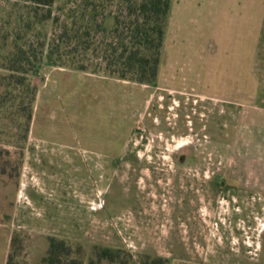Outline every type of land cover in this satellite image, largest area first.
<instances>
[{
  "label": "rangeland",
  "instance_id": "obj_1",
  "mask_svg": "<svg viewBox=\"0 0 264 264\" xmlns=\"http://www.w3.org/2000/svg\"><path fill=\"white\" fill-rule=\"evenodd\" d=\"M254 2L250 18V0H171L156 80L141 84L100 57L122 0H55L43 21L47 8L0 0V81L19 45L37 84L29 123L0 108V264H41L51 236L87 254L264 264L256 80L234 72L250 24L264 28Z\"/></svg>",
  "mask_w": 264,
  "mask_h": 264
},
{
  "label": "trees",
  "instance_id": "obj_2",
  "mask_svg": "<svg viewBox=\"0 0 264 264\" xmlns=\"http://www.w3.org/2000/svg\"><path fill=\"white\" fill-rule=\"evenodd\" d=\"M18 1L32 8L33 17L37 15L38 8H47V13L40 18V21H43L50 19V7L55 0ZM122 2L123 18L115 15L111 29L103 30L111 38L101 46L100 57L105 62V69L109 75L141 84H152L159 70L171 0H122ZM85 33L89 36L88 31ZM25 63H30L29 57L18 45L16 51L9 54V62L5 67L9 72L4 74L3 81H0V108L5 110L14 106L21 113L26 109L25 120L29 123L36 101L37 84L27 78L28 69L25 68ZM75 68L83 70L86 66L80 64ZM41 264L169 263L162 257L148 254H140L135 258L130 251L121 248L96 247L87 254L80 245L74 247L63 239L51 236L48 238V248L41 259Z\"/></svg>",
  "mask_w": 264,
  "mask_h": 264
},
{
  "label": "crops",
  "instance_id": "obj_3",
  "mask_svg": "<svg viewBox=\"0 0 264 264\" xmlns=\"http://www.w3.org/2000/svg\"><path fill=\"white\" fill-rule=\"evenodd\" d=\"M254 1L255 0H250V4L245 8L247 9L248 7L247 10L251 12L250 18L253 11L256 9V3ZM250 26L248 36L249 41L251 42V48L247 52L243 51L237 55L234 72L238 76L249 75L256 80L254 83V89L252 88V93H254V106H257L258 109L256 111H251V122L258 124V127L256 126V135L258 138V132H260V137L264 134V28L262 26L261 31L258 32L256 28L253 27V24H250ZM260 42H262V46L259 50ZM240 87H242V83H240ZM258 102L260 104H257ZM242 104L243 103L241 102V105Z\"/></svg>",
  "mask_w": 264,
  "mask_h": 264
}]
</instances>
